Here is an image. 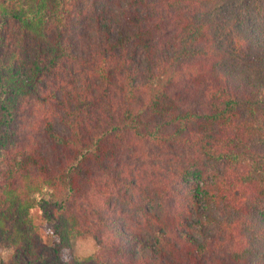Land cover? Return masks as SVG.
<instances>
[{
  "label": "trees",
  "instance_id": "16d2710c",
  "mask_svg": "<svg viewBox=\"0 0 264 264\" xmlns=\"http://www.w3.org/2000/svg\"><path fill=\"white\" fill-rule=\"evenodd\" d=\"M0 246L264 264V0H0Z\"/></svg>",
  "mask_w": 264,
  "mask_h": 264
},
{
  "label": "rangeland",
  "instance_id": "374dc122",
  "mask_svg": "<svg viewBox=\"0 0 264 264\" xmlns=\"http://www.w3.org/2000/svg\"><path fill=\"white\" fill-rule=\"evenodd\" d=\"M58 128L62 131L65 130V127L62 124H58ZM72 243L74 254L82 257L88 256L89 254L97 251L99 248L96 239L91 235L84 238H76L72 241ZM8 257L9 256L3 250V247L0 246V264L3 259Z\"/></svg>",
  "mask_w": 264,
  "mask_h": 264
}]
</instances>
